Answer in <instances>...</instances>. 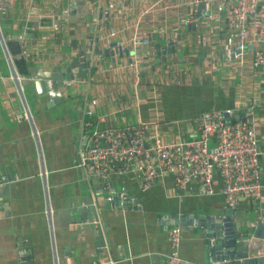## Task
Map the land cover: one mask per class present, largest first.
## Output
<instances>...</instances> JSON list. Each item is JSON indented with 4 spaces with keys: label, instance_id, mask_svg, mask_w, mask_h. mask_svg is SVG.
<instances>
[{
    "label": "crops",
    "instance_id": "1",
    "mask_svg": "<svg viewBox=\"0 0 264 264\" xmlns=\"http://www.w3.org/2000/svg\"><path fill=\"white\" fill-rule=\"evenodd\" d=\"M87 9L102 16L95 19ZM192 9L187 0H0V264H24L28 255L32 264H166L174 225L181 227V256L205 264L206 239L181 221L229 209L219 174L216 193L206 195L196 182L178 188L171 176L146 188L135 173L103 181L80 164L83 123L97 113L119 127L158 120L159 136L171 140L193 137V117L200 112L252 98L258 100L264 162V68L252 66V47L242 61L230 54L234 33L225 14L188 29ZM94 24L102 48L113 28L129 54L101 59L85 81L65 84L62 107L40 104L31 85L34 69L59 68L62 79L65 62L89 44ZM180 35L187 44L177 60L169 70H152L153 61L145 58H159L155 45L175 41L178 50ZM135 36L149 43L134 46ZM129 58L137 60L139 72ZM261 175L264 186V164ZM261 204L256 214L255 202L246 201L234 221L261 215L264 187ZM97 218L102 233L92 225Z\"/></svg>",
    "mask_w": 264,
    "mask_h": 264
},
{
    "label": "built area",
    "instance_id": "2",
    "mask_svg": "<svg viewBox=\"0 0 264 264\" xmlns=\"http://www.w3.org/2000/svg\"><path fill=\"white\" fill-rule=\"evenodd\" d=\"M187 1L193 8L188 24L198 23L196 12L200 2L205 3L200 24L211 23L225 14L227 28L234 33L230 54L242 61L252 46V66L264 68V0ZM116 35L117 31L111 28L104 48H125ZM148 43V37L133 38L134 46ZM129 65L139 72L137 60L131 58ZM257 102L252 98L241 106L200 112L193 117L196 129L193 137L171 140L159 136L158 120L140 118L136 123L119 127L110 125L106 113H97L84 120L86 143L80 164L90 177L103 181L135 173L146 188L160 178L171 176L178 188L183 190L190 182H196L199 191L206 195L216 193L215 175L219 174L220 192L229 208L239 209L252 200L255 213L260 214L264 162L258 145ZM227 115L231 123L226 122ZM120 198L121 204H126V196L121 193ZM94 223L101 225L99 218ZM168 238L171 251L166 264H189L180 254L181 227H170Z\"/></svg>",
    "mask_w": 264,
    "mask_h": 264
},
{
    "label": "water",
    "instance_id": "3",
    "mask_svg": "<svg viewBox=\"0 0 264 264\" xmlns=\"http://www.w3.org/2000/svg\"><path fill=\"white\" fill-rule=\"evenodd\" d=\"M95 2L97 0H92L93 4ZM204 9L205 3L200 2L197 5L196 12L198 23L188 24V29H194L202 22ZM87 11L95 19L102 16V12L96 13L89 9ZM91 27L93 33L89 36V44L79 45L81 48L80 54L70 57L65 62L63 70L60 72L63 75L62 79L56 76L59 68L53 71L47 67L34 69L31 85L36 89L40 104L48 108L57 109L62 107L64 98L58 99V97L61 92L60 88L65 84L70 85L71 80L85 81L89 74L95 72V68L101 64V59L114 57L116 54H129V48H102L99 36L94 35L96 25H91ZM178 39L182 44L178 50L175 41H168L165 46L155 45L159 51V58H145L153 61L152 70H169L168 67L177 60V52L181 51L182 47L187 44L182 35ZM131 54H134V52H131ZM129 61H131V58H129ZM83 87L86 88V84ZM226 122H232L228 115ZM235 215V210L229 208L214 213L196 214L195 219L191 220H186L184 217L185 219L181 221L183 225L196 226L195 231L206 239L205 264H264V219H262L264 218V210L260 216L255 215V213L248 215L247 222L242 224L234 221ZM93 217L95 219L96 214ZM92 225L99 233H102L101 225H96L94 222ZM21 259L24 264H32L33 258L31 255L22 256Z\"/></svg>",
    "mask_w": 264,
    "mask_h": 264
},
{
    "label": "trees",
    "instance_id": "4",
    "mask_svg": "<svg viewBox=\"0 0 264 264\" xmlns=\"http://www.w3.org/2000/svg\"><path fill=\"white\" fill-rule=\"evenodd\" d=\"M88 118V117H87Z\"/></svg>",
    "mask_w": 264,
    "mask_h": 264
}]
</instances>
